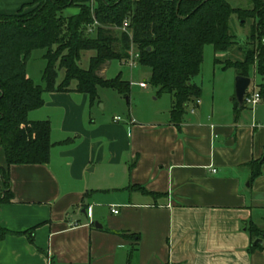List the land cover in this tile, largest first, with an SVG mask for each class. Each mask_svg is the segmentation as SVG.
<instances>
[{
  "label": "crops",
  "instance_id": "crops-1",
  "mask_svg": "<svg viewBox=\"0 0 264 264\" xmlns=\"http://www.w3.org/2000/svg\"><path fill=\"white\" fill-rule=\"evenodd\" d=\"M32 1L0 0V15ZM245 44L235 40L224 61L241 60ZM233 94V84L200 94L174 126L169 109L113 122L98 95L89 106L83 93H44L27 119L48 122L47 163L6 167L0 149L11 193L0 205V228L10 233L0 264H264V249L248 251L247 232L260 228L264 163L250 185L246 166L264 152V102L235 111Z\"/></svg>",
  "mask_w": 264,
  "mask_h": 264
},
{
  "label": "trees",
  "instance_id": "trees-1",
  "mask_svg": "<svg viewBox=\"0 0 264 264\" xmlns=\"http://www.w3.org/2000/svg\"><path fill=\"white\" fill-rule=\"evenodd\" d=\"M249 1L250 9L231 7L225 0H33L26 6L35 7L27 13L20 10L15 15H0V149L6 167L47 163L51 146L48 122L27 119L30 111L42 106L44 93H83L89 106L97 102L96 88L125 96L129 84L119 73L105 79L97 72L111 60L126 59L131 46L138 54L137 66L149 71L148 84L157 95L170 96L169 122L178 126L185 106L200 95L192 80L200 70L203 46L210 45L214 53H221L235 45L228 30L231 15L241 23H252L241 60L225 61L223 68H232L236 76L248 79L253 68L260 77L257 93L264 102V44L260 42L264 5L261 0ZM72 7L77 13L65 16L64 10ZM94 22L95 37L89 38L86 29ZM124 22L125 31L120 32ZM38 50L44 64L36 84L26 76V64ZM85 51L95 54L89 58L87 69L81 70L77 62ZM61 69L63 79L55 84ZM71 81L76 82L72 90L67 89ZM261 165L258 160L246 164L249 185L260 175ZM0 179L1 205L11 199L6 169L0 168ZM128 188L146 193L140 187ZM247 232L253 240L262 241L251 244L248 251L264 249V231L249 225ZM8 234L0 228V239ZM22 234L32 242L31 230Z\"/></svg>",
  "mask_w": 264,
  "mask_h": 264
},
{
  "label": "rangeland",
  "instance_id": "rangeland-1",
  "mask_svg": "<svg viewBox=\"0 0 264 264\" xmlns=\"http://www.w3.org/2000/svg\"><path fill=\"white\" fill-rule=\"evenodd\" d=\"M231 7L239 8V9H250L251 4L249 0H225ZM91 7H96V4L89 3ZM35 7L34 4L24 7L21 10V13H27ZM73 9L77 8L72 7L64 10L63 14L65 16H70L73 13ZM259 21L256 20L255 23ZM97 25H91L86 29V35L89 38L95 37ZM249 22L245 21L241 23L240 20L237 19L235 15H231L228 20V30L231 35L235 37L238 45L243 46L246 41V36L248 33ZM264 37V35H263ZM54 49V47H52ZM129 50L134 51L135 48L133 46L130 47ZM42 51H34L31 54L30 59L26 64V68L29 72L30 78H32L33 82L39 84L40 82V71L43 68L44 62L41 60ZM94 51H85L80 53V59L77 62V66L81 70H85L88 67V60L90 57L94 56ZM227 59L226 56L223 57L221 53H214L210 45H204L202 49V61L200 65V70L197 76H195L192 82L197 85L200 89V94L209 95L211 90L215 92L223 89L228 86H232L234 83V71L232 68H223L224 60ZM218 62H215V61ZM38 70L39 73H38ZM63 69L58 71V75L56 76L55 84H58L63 79ZM120 74V78L126 82H128V92L125 96L117 95L116 92L110 89H97V95L99 97L100 103L97 104L99 108L100 105H103L104 110H102V114H108L109 118L111 116H118L119 118L124 119L127 113L134 114L135 116H139L144 118L145 116H149V114L153 115H165V112L170 107V96L168 94H156V89L148 84V75L149 71L145 68H140L139 66H135L134 68H128L124 66L121 61L111 60L107 64V68L102 72H97V76L105 79H111L115 77L117 74ZM39 74V75H38ZM250 85L249 90L253 89L257 83V76L250 72ZM144 82L146 87L145 89H141L138 87V84ZM76 86L75 81H71L67 89H74ZM119 97V98H117ZM119 99V101H117ZM116 102H119V106L117 107ZM190 103L185 106V112L190 108ZM194 107V106H193ZM259 215L261 218L256 221L258 226L264 231V208L260 210H254V216ZM260 230V231H261ZM255 240L254 239L252 243ZM260 242H262L260 240Z\"/></svg>",
  "mask_w": 264,
  "mask_h": 264
},
{
  "label": "built area",
  "instance_id": "built-area-1",
  "mask_svg": "<svg viewBox=\"0 0 264 264\" xmlns=\"http://www.w3.org/2000/svg\"><path fill=\"white\" fill-rule=\"evenodd\" d=\"M125 24L126 22L123 23L122 27L120 28L121 31H125ZM92 25H97L95 22ZM261 44H264V37L260 40ZM137 58H138V54L137 52L134 50H129L128 51V56L126 59L122 60L121 63H123L124 66H127L128 68H134L137 65ZM138 87L140 88H144L145 84L143 82L138 84ZM260 97L258 95V93L255 90H249L247 88L246 92L244 93L243 99H242V106L248 107V108H252L254 105H256L259 101H260ZM198 104V100H194L193 101V105L196 106ZM188 113H193V106L191 105V107L188 109ZM113 122H118L120 121L119 117H113L112 118ZM110 212L112 214H116L117 211L114 209H111Z\"/></svg>",
  "mask_w": 264,
  "mask_h": 264
},
{
  "label": "water",
  "instance_id": "water-1",
  "mask_svg": "<svg viewBox=\"0 0 264 264\" xmlns=\"http://www.w3.org/2000/svg\"><path fill=\"white\" fill-rule=\"evenodd\" d=\"M178 2L176 4L175 10H177ZM261 2L264 5V0H261ZM248 85H249L248 78L235 76L234 83H233V90H234L233 98H234V101L238 109L242 107V99H243L244 93L246 92L248 88ZM263 163H264V152L258 159V164H263ZM94 227L100 228V226L97 225L96 223H94ZM260 243H261L260 240H255L252 244L255 245V244H260Z\"/></svg>",
  "mask_w": 264,
  "mask_h": 264
}]
</instances>
